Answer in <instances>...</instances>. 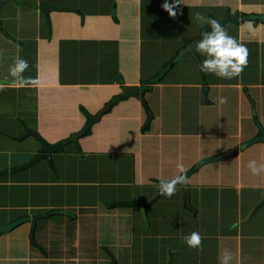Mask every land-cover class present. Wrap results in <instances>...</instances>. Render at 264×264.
<instances>
[{
    "label": "crops",
    "instance_id": "1",
    "mask_svg": "<svg viewBox=\"0 0 264 264\" xmlns=\"http://www.w3.org/2000/svg\"><path fill=\"white\" fill-rule=\"evenodd\" d=\"M16 1L0 9V230L40 217L0 234V264H220L225 249L230 264H264V173L248 168L264 164L263 143L201 167L171 198L158 189L178 163L189 172L256 136V121L264 129L263 23L223 28L248 49L239 76L203 78L208 57L195 47L197 59L182 57L72 140L201 35L209 24L197 13L264 16V0H181L175 17L165 0ZM41 4L58 9L48 17ZM18 56L29 64L22 87L9 71ZM37 137L62 151L11 172L43 149ZM192 232L202 251L185 243Z\"/></svg>",
    "mask_w": 264,
    "mask_h": 264
},
{
    "label": "clouds",
    "instance_id": "2",
    "mask_svg": "<svg viewBox=\"0 0 264 264\" xmlns=\"http://www.w3.org/2000/svg\"><path fill=\"white\" fill-rule=\"evenodd\" d=\"M180 4L181 0H173L172 3L165 0L162 7L170 16L175 17L177 15L176 9ZM196 19L200 22L206 21L212 29L211 32H204L202 40L195 45L199 52L206 54L208 57L202 61L199 70L205 73L215 74L223 79H232L239 76L243 72L244 67L247 66L248 49L242 44L237 43L234 37L229 36L218 21L208 19L200 13L196 14ZM193 57L197 59L196 56ZM28 67V61L18 56L14 65L9 70L10 75L16 78V82L21 87L25 84V78L22 76V73ZM30 82L34 85L39 84L38 79L31 80ZM219 103L226 104L227 97H220ZM248 168L253 175L264 173V164L258 166L254 160L249 162ZM177 172L178 174L170 180H160L158 189L162 196L171 198L177 191V185H187L190 183L187 176V169L182 163L177 164ZM184 241L190 248H199L202 251L203 237L198 232H192L190 235L185 236ZM232 259V253L225 249L220 256V264H230Z\"/></svg>",
    "mask_w": 264,
    "mask_h": 264
},
{
    "label": "water",
    "instance_id": "3",
    "mask_svg": "<svg viewBox=\"0 0 264 264\" xmlns=\"http://www.w3.org/2000/svg\"><path fill=\"white\" fill-rule=\"evenodd\" d=\"M7 2H14V3H21V2H17L16 0H0V9L4 6V4H6ZM41 12H43L46 16L49 17V13L53 10H57L58 8H55L49 4H41L40 6ZM240 21H246V22H261L264 24V16H249V17H245L240 19L238 15L235 16H231L230 14H227L225 19L222 21H218L220 23V25L224 28V27H229V26H237ZM211 26H207L204 28L203 32L201 33V35L196 38L194 41H192L191 43L187 44L186 47L181 50L178 55L170 62L168 63V65H166V67L163 69V71L153 80H151L147 86L141 87V88H132V89H123L121 95H119L118 97H115V99L112 101V103H109L107 105V107L105 108V110H103L100 114H98L96 117L90 119V121L86 124L85 128L82 130V132H80L79 134H76L75 136H73L72 140H75L76 138L84 135L88 128L90 127V125L97 121L99 116L101 114H103L104 112L110 110V108L112 107V105H114L117 102L120 101H124L126 99L129 98H139L141 96H143L145 93L150 92L151 91V87L152 85H155L157 83H159L164 76L177 64L180 62V60L182 59V57L186 56V55H191L194 56L193 54V50L195 48V45L197 43L200 42V40H202L203 38V33L204 32H211ZM0 82L2 83H7L5 80H1ZM119 84H121V81L118 80ZM256 125L258 128V134L256 136H254L253 138H251L250 140L242 143L240 146L233 148L231 151L223 153V154H219L215 157L212 158H208L205 159L201 162H199L198 164H196L194 166V168L192 170H190L189 172H187V176L190 177L192 174H194L195 172H197L201 167L217 162L221 159H225V158H230V157H234L238 154L239 151H244L245 149L255 145V144H259V143H263L264 144V129L260 126V124L256 121ZM25 136H35L36 137V133L34 131L28 130L25 128ZM38 140L41 142L43 149L40 151V153L33 159L31 160L29 163H27L24 166H21L17 169H12L10 170L11 172H14L16 170H23L26 169L28 167H30L31 165L37 163L39 160L41 159H46L49 162H51V156L52 154H55L57 152L62 151L63 149V144L62 143H55V144H48L46 141H44L42 138L37 137ZM9 173V170H4L2 172H0V176L1 175H5ZM262 203H264V199L262 200ZM118 205H130L129 203H120ZM62 213V212H59ZM40 216H35V217H21L18 218L16 220H13L12 222L6 224L2 230H0V233L2 232H10L11 230L15 229L16 227L20 226L23 223H27V222H31L33 224V227L35 226V223L37 221V219Z\"/></svg>",
    "mask_w": 264,
    "mask_h": 264
},
{
    "label": "trees",
    "instance_id": "4",
    "mask_svg": "<svg viewBox=\"0 0 264 264\" xmlns=\"http://www.w3.org/2000/svg\"><path fill=\"white\" fill-rule=\"evenodd\" d=\"M199 67H200V64H199ZM201 72V74H202V76H203V78H204V72L203 71H200ZM145 108H146V110L148 111V108H147V106H145ZM83 109V108H82ZM81 109V111L83 112V113H86V112H84V110H82ZM87 118H91L90 117V115H88V113H87ZM3 233V232H2ZM1 234V233H0ZM33 243V245L35 244V245H37L34 241L32 242Z\"/></svg>",
    "mask_w": 264,
    "mask_h": 264
},
{
    "label": "rangeland",
    "instance_id": "5",
    "mask_svg": "<svg viewBox=\"0 0 264 264\" xmlns=\"http://www.w3.org/2000/svg\"><path fill=\"white\" fill-rule=\"evenodd\" d=\"M159 113H162V112L159 111ZM162 114H163V113H162ZM161 118H162V117H161ZM163 120H165V119H163Z\"/></svg>",
    "mask_w": 264,
    "mask_h": 264
}]
</instances>
